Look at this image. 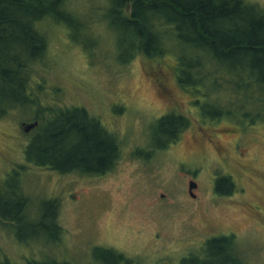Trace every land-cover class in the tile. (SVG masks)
<instances>
[{
  "label": "rangeland",
  "instance_id": "rangeland-1",
  "mask_svg": "<svg viewBox=\"0 0 264 264\" xmlns=\"http://www.w3.org/2000/svg\"><path fill=\"white\" fill-rule=\"evenodd\" d=\"M68 1L90 29L75 33L46 21L41 28L48 33V55L33 67L32 84H44L38 95L45 106L87 110L120 141L121 158L104 175L40 168L25 155L34 132L22 130V124L35 122L38 104L0 119V183L20 174L29 218L57 200L64 231L59 242L43 228L28 227L23 242L10 235L11 224L0 221L1 264L51 258L83 264L100 246L141 264H237L228 253L212 260L210 240L224 237L232 239L242 264H264V125H251L246 116L258 109L244 95L229 92L221 95L222 107L211 103L216 85H224L216 79L182 83L175 55L179 60L183 48L177 42L175 55L132 60L134 40L107 18L108 0ZM249 2L264 8V0ZM221 75L227 85L229 76ZM231 103L241 105L231 109ZM169 114L190 123L162 150L169 137L159 134V121ZM224 178L232 180L221 190L234 187L232 195L217 191ZM190 182L198 185L196 198Z\"/></svg>",
  "mask_w": 264,
  "mask_h": 264
},
{
  "label": "trees",
  "instance_id": "trees-1",
  "mask_svg": "<svg viewBox=\"0 0 264 264\" xmlns=\"http://www.w3.org/2000/svg\"><path fill=\"white\" fill-rule=\"evenodd\" d=\"M108 1L107 18L114 27L130 33L134 40L132 60L139 55L157 59L175 55L172 46L177 42L183 48L179 60L175 55L181 66L182 83L196 86L216 79V83L224 85H216V95H210L211 103L222 107V94L228 92L244 95L247 102L258 109L257 113L246 114L251 125H264V8L249 0ZM68 2L0 0V119L18 109L31 110L37 103L40 113L35 121L40 126L26 148L27 161L61 174L104 175L112 171L120 159V141L83 108L45 106L38 95L44 91V84H32L33 67L44 63L48 55V33L41 28L46 21L64 29L67 26L75 33L90 29L91 25L82 23ZM222 71L230 78L227 85L221 78ZM240 105L231 103L228 108ZM223 114L220 112L216 116ZM189 123L183 115L163 117L158 132L169 138L160 149L176 143ZM19 176L13 173L10 181L0 183V221L13 223L11 232L23 242H27L24 232L28 227L32 232L36 227L43 228L50 232L54 241L60 242L64 231L59 225V202H46L36 218H29V200ZM230 180L219 181L217 191L232 195L234 187L230 192L221 190L223 184L231 183ZM33 218L35 220L30 221ZM208 246L212 260L226 258L228 253L229 261L242 264L234 253L231 238L214 239ZM95 257L92 264H122L125 261L119 255H104L101 250ZM4 264L11 263L5 261ZM29 264L70 263L51 258L42 262L29 261Z\"/></svg>",
  "mask_w": 264,
  "mask_h": 264
},
{
  "label": "flooded vegetation",
  "instance_id": "flooded-vegetation-1",
  "mask_svg": "<svg viewBox=\"0 0 264 264\" xmlns=\"http://www.w3.org/2000/svg\"><path fill=\"white\" fill-rule=\"evenodd\" d=\"M245 157V155L244 154H241V158H244ZM116 158V157H115ZM119 158H121V156L119 157ZM111 172V171H110ZM109 173V172H108ZM107 173V174H108ZM11 224H13V223H11ZM10 235H12V237L13 238H15V239H17L18 240V238H17V235H16V233L15 232H13V233H11ZM224 238H226V237H224ZM227 238H229L230 239V237H227ZM218 239V238H217ZM213 241V240H212ZM210 242H211V240H210ZM209 242V243H210ZM101 247V251H103V254L104 255H106V254H108V255H113V254H115V255H119V256H121V257H123L124 258V262H122V264H129V263H131V264H141V261H135L134 259H130L129 257H127V256H125L124 254H122V253H120L119 251H117V250H115V249H113V248H104V247H106V246H100ZM95 259H96V257L94 256V255H92L89 259H88V261H86V262H84L83 264H92V263H94V261H95ZM0 260H4L3 258L2 259H0ZM0 263H1V261H0Z\"/></svg>",
  "mask_w": 264,
  "mask_h": 264
},
{
  "label": "water",
  "instance_id": "water-1",
  "mask_svg": "<svg viewBox=\"0 0 264 264\" xmlns=\"http://www.w3.org/2000/svg\"><path fill=\"white\" fill-rule=\"evenodd\" d=\"M40 126L38 121L33 123H24L22 124V130L26 134H31L32 132L36 131ZM198 189V185L195 182H190L189 184V193L193 198H196L194 191Z\"/></svg>",
  "mask_w": 264,
  "mask_h": 264
}]
</instances>
